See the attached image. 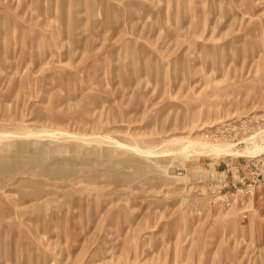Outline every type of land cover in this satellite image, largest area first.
Wrapping results in <instances>:
<instances>
[{
	"label": "rangeland",
	"instance_id": "obj_1",
	"mask_svg": "<svg viewBox=\"0 0 264 264\" xmlns=\"http://www.w3.org/2000/svg\"><path fill=\"white\" fill-rule=\"evenodd\" d=\"M256 144L264 0H0V264H264Z\"/></svg>",
	"mask_w": 264,
	"mask_h": 264
},
{
	"label": "bare ground",
	"instance_id": "obj_2",
	"mask_svg": "<svg viewBox=\"0 0 264 264\" xmlns=\"http://www.w3.org/2000/svg\"><path fill=\"white\" fill-rule=\"evenodd\" d=\"M191 143L194 144V145L200 144V145H202L206 149L207 152H211V153H215V154H222L223 155V154H234V153H238V151L232 149V147L229 144H227V143H219L218 144V143H210V142H207V141L204 142V141H198V140H193V141H191ZM254 146L255 147L253 149L248 148V151L250 152V154L256 152L255 154L257 155V151L262 150L263 147H264V146H260L258 144L254 145ZM240 154H241V152H240Z\"/></svg>",
	"mask_w": 264,
	"mask_h": 264
}]
</instances>
